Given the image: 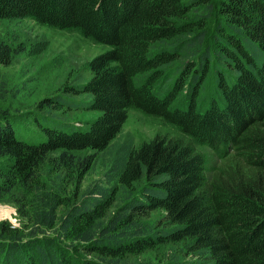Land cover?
<instances>
[{
	"label": "trees",
	"instance_id": "1",
	"mask_svg": "<svg viewBox=\"0 0 264 264\" xmlns=\"http://www.w3.org/2000/svg\"><path fill=\"white\" fill-rule=\"evenodd\" d=\"M24 18L110 48L86 81L31 107L37 140L18 136L25 88L0 71V202L20 221L0 222V264H143L132 256L163 245V264H264V0H0V20ZM6 38L2 67L19 49ZM209 75L217 102L201 110ZM181 93L185 106L172 107ZM64 108L99 114L82 129L55 119ZM131 108L181 135L119 140ZM204 143L231 145L230 161L209 162ZM99 153L107 186L68 188ZM119 188L129 197L115 206Z\"/></svg>",
	"mask_w": 264,
	"mask_h": 264
},
{
	"label": "rangeland",
	"instance_id": "2",
	"mask_svg": "<svg viewBox=\"0 0 264 264\" xmlns=\"http://www.w3.org/2000/svg\"><path fill=\"white\" fill-rule=\"evenodd\" d=\"M202 5L206 6V3ZM204 6L203 8H206ZM192 13L194 15L195 13L202 14L200 11H193ZM0 37H7L6 39L10 44L19 48L13 64L9 67L0 66V71L10 78V82L16 86L17 90L22 89L23 86L25 88L14 98L13 102L14 105L23 110L21 114L26 116L23 120L15 123V129L18 130V136L27 140L29 138L37 140L41 137V131L37 130L33 123L36 110L31 107L46 96L63 95L65 93L63 91L64 85L86 81L90 77L87 63L97 54L110 48L108 45L84 37L79 31L61 30L38 23L30 18L0 20ZM206 45L211 46L212 40L207 38ZM212 80V76L209 75L197 100H195L197 103L195 108L207 109L211 100L217 102L215 101L217 95L214 92ZM186 97L187 94L183 96L181 93L172 107L181 108L185 106ZM191 100L193 99L191 98ZM51 113L61 123L70 122L82 129L87 128L91 120L99 114L92 110L74 108L72 110L66 108L53 110ZM39 114L36 117L48 118L42 114L39 116ZM20 130L27 131L29 136ZM155 135L173 136L181 134L174 125L160 116L146 114L136 108L128 110L119 140H123L126 136L132 137L133 143L137 146ZM197 146L212 164L213 162L219 164L225 160L230 161V156L233 153L231 145H228L227 148H219V150H214L205 143ZM82 154H90V152H78L77 155L82 156ZM108 164H110V156L103 153L96 154L90 168L84 173L83 171H76V173L71 174L72 179L68 188L79 185L78 187L83 190L93 183L107 186L105 171ZM115 181L111 180L110 185L115 184ZM119 189L120 192L113 197L115 206H120L129 197V192L123 188ZM0 216H5V221H8L12 226L20 225L16 208L7 197H4L0 202ZM161 217L162 212L157 210L151 212L147 220L155 223ZM172 248L175 249V247ZM170 250L171 246H157L145 250L138 256H132V260H137L143 264H163L168 259ZM80 254L82 255V253Z\"/></svg>",
	"mask_w": 264,
	"mask_h": 264
},
{
	"label": "clouds",
	"instance_id": "3",
	"mask_svg": "<svg viewBox=\"0 0 264 264\" xmlns=\"http://www.w3.org/2000/svg\"><path fill=\"white\" fill-rule=\"evenodd\" d=\"M6 219L5 216H0V222H3Z\"/></svg>",
	"mask_w": 264,
	"mask_h": 264
}]
</instances>
